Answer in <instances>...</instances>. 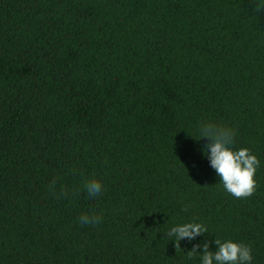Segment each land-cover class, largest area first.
I'll list each match as a JSON object with an SVG mask.
<instances>
[{"label": "trees", "instance_id": "obj_1", "mask_svg": "<svg viewBox=\"0 0 264 264\" xmlns=\"http://www.w3.org/2000/svg\"><path fill=\"white\" fill-rule=\"evenodd\" d=\"M257 2L0 0V264H201L188 252L216 239L264 264ZM205 122L260 160L253 196L224 189ZM188 222L208 232L176 248Z\"/></svg>", "mask_w": 264, "mask_h": 264}, {"label": "clouds", "instance_id": "obj_2", "mask_svg": "<svg viewBox=\"0 0 264 264\" xmlns=\"http://www.w3.org/2000/svg\"><path fill=\"white\" fill-rule=\"evenodd\" d=\"M258 13L264 10V0H258L256 9ZM200 139L207 138L208 143L204 148L205 156L210 160L211 167L215 169L223 184L224 189L237 199H246L253 196L258 187L255 179L260 167V160L248 148L234 150L236 132L234 129L217 125L214 122L202 123L200 127ZM56 182L53 181L50 189L55 191ZM89 197H97L103 191V184L100 180H89L85 185ZM58 196H69V190L63 188ZM75 195V193H73ZM102 222V216L97 213H84L79 217L82 225H96ZM208 232L207 227L202 223L188 222L174 226L166 234L175 241L176 248H180V242L184 239L190 242L197 236ZM218 246L216 251L209 250V244H203V252H198L200 245H196L188 252L189 258L194 254H200L201 264H251L253 260L250 246L234 242L232 240L221 241L216 239Z\"/></svg>", "mask_w": 264, "mask_h": 264}]
</instances>
